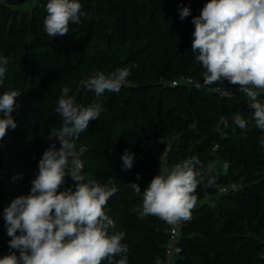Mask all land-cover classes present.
Returning a JSON list of instances; mask_svg holds the SVG:
<instances>
[{
	"label": "trees",
	"instance_id": "16d2710c",
	"mask_svg": "<svg viewBox=\"0 0 264 264\" xmlns=\"http://www.w3.org/2000/svg\"><path fill=\"white\" fill-rule=\"evenodd\" d=\"M22 2H0V55L9 60L0 94L11 88L22 93L19 107L12 113L17 127L9 129L5 152L0 151V170H6V179L0 180V258L11 251L3 219L6 180L12 200L30 192L38 162L54 142L48 133L61 123L54 111L61 89L71 90L94 72L108 74L128 67L130 75L118 93L106 91L97 97L87 89L85 95L79 92L82 105L100 103L105 111L75 141L77 151L81 146L86 149L80 156L83 173L101 184L111 179L110 186L117 188L105 211L116 225L109 234L125 233L122 243L128 245V264H154L163 256L167 223L152 215L140 218L133 209L141 205L144 188L162 167V161L152 157L150 145L155 143L161 150V139L169 132L181 142L177 138L171 145L163 160L166 165L175 163L181 154L198 156L205 173V182L196 192L198 204L192 219L182 223V239L188 237L191 226H199L207 237L202 241L208 240L192 259L183 256L182 248L174 264H264L260 257L264 248V148L259 144L264 131L251 120L249 98L171 84L189 76L204 85V69L195 61L191 44L192 19L200 15L207 0H79L87 15L80 24H70L69 33L62 37H50L44 30L48 0L32 2L28 9ZM183 7L190 8L191 15L181 20L179 9ZM127 30L139 38H124ZM258 99L264 102V93ZM238 112L248 120L246 129L232 123ZM222 115L230 127L219 124ZM218 125L220 131H215ZM92 133L93 138L80 140ZM222 149L243 158L236 165H240L245 182L256 179V183L244 185L245 192L230 189L219 195L217 203L201 201L204 192L211 194L219 185L239 182L220 168L209 171V162L215 165L219 160L216 154ZM125 150L134 160L128 170L121 159ZM208 176L216 178V186H206ZM130 183L140 185V195ZM66 186H70L69 178ZM221 212L222 221L218 218ZM249 227L254 235L248 233Z\"/></svg>",
	"mask_w": 264,
	"mask_h": 264
},
{
	"label": "clouds",
	"instance_id": "9594fccd",
	"mask_svg": "<svg viewBox=\"0 0 264 264\" xmlns=\"http://www.w3.org/2000/svg\"><path fill=\"white\" fill-rule=\"evenodd\" d=\"M179 14L183 20L191 15L190 8H180ZM86 15L79 0H48L43 27L50 37H62L69 33L70 24H80ZM192 23L191 50L204 69V86L225 81L237 86L250 100L251 120L264 131V102L258 99L264 93V0H207ZM8 63V58L0 55V87ZM129 75L128 67H118L108 74L94 72L80 80L74 91L61 89L54 109L61 123L48 133L54 142L38 162L30 192L17 196L3 209L11 251L0 258V264H102L105 260L128 264V245L122 243L125 233L109 234L116 225L105 211L117 188L110 186L111 179L101 184L83 173L80 156L86 149L81 146L77 151L75 141L105 111L100 103L78 104L76 95L81 88L97 97L106 91L118 93ZM21 95L15 88L0 94V144L9 129L17 127L12 113L18 109ZM232 123L241 130L248 126L247 118L239 112ZM219 124L230 127L223 115ZM215 131H220L219 125ZM259 144L264 148V137ZM121 159L124 170L133 167V154L125 150ZM203 167L198 156H190L170 168L160 167L143 192L138 183H130L135 194L142 192V203L133 210L140 218L156 216L173 227L190 221L198 204L197 189L205 182ZM213 167L209 162V171ZM228 168L229 163L224 162L222 172L227 174ZM67 178L74 186H66ZM216 184L215 177H207V187Z\"/></svg>",
	"mask_w": 264,
	"mask_h": 264
},
{
	"label": "rangeland",
	"instance_id": "374dc122",
	"mask_svg": "<svg viewBox=\"0 0 264 264\" xmlns=\"http://www.w3.org/2000/svg\"><path fill=\"white\" fill-rule=\"evenodd\" d=\"M22 3H23L22 7H24V9H28L27 0H23ZM136 36L137 35H134V33L131 30H127V32L124 34V38L131 37V38L137 40L139 37H136ZM77 86L72 87L71 90L74 91L77 88ZM80 92H83L84 95L86 94L85 93L86 90L83 89V88H81ZM79 94L80 93H78L76 95V102L78 104H83V96L79 95ZM240 97H246V95L242 92L240 94ZM188 127L194 129V125L192 123H189ZM94 135H95V133H92L90 135L84 134L83 136H81L80 140L87 141L89 138H93ZM8 137H9V134L2 141V144H1V147H0L1 154H4V152H5V149H6V146H7V142H8ZM177 138L179 140V136L178 135H177ZM179 142H181V141L179 140ZM179 146L182 149L181 144ZM183 151H185V149ZM216 155L219 156V160H217V163H215L214 167L211 170H213V169L215 170L217 168H220V170L222 171L223 163L224 162H228L229 163V168H228V171H227V175L228 176H235L236 178L237 177L239 178V182H237L236 184L239 185L238 189L240 191L243 190L242 192H245L247 187L244 188V185L245 186H248V185L254 186L255 185L256 179H254L253 181L251 180L249 183L245 182L244 176H242V174H241L240 165L239 166L236 165L237 160L239 159V161L241 162V161H243V158L236 157L237 154H233L232 155L231 153H229L228 150H223V149L221 151H219ZM186 158H188V157H186L183 154H181V155L178 156V159L176 160L175 163L180 162V161H182V160H184ZM175 163H173L171 165H166V162L162 161V167H169L170 168ZM245 167H246V165H245ZM241 180H243L244 183L243 182L240 183ZM231 184H233V183H231ZM231 184H229V185L227 184L225 186H230ZM69 185L70 186H74V182H72L70 178H69ZM5 194H6V199H5L6 203H5V205L8 206L10 204V202L12 201V197H11V192H10L9 181H7V180H6V183H5ZM218 197H219V195H217V192H213L211 194H208V193L204 192L203 195H202L201 201L203 200V201H211L212 203H217L218 200H219ZM223 214H224V212H221L220 215L218 216L219 220H221V221L224 220ZM248 233L251 234V235H254V233L252 232L250 227H249ZM202 238L207 239V237L205 236V233H203V232H201L199 230V226H191L190 229H189L188 237L185 238V239H182V236L180 235V238L178 240V244H179V247L181 249V252H182V248H184L183 256L184 257L189 256V258L192 259L193 255H198L199 251L202 250L201 248L204 247L205 242L208 241V240H205L203 242ZM195 245H198V247H195ZM180 253L177 254L174 258L179 256ZM174 258H173V263L172 264H174V262H175Z\"/></svg>",
	"mask_w": 264,
	"mask_h": 264
},
{
	"label": "built area",
	"instance_id": "2783aa9c",
	"mask_svg": "<svg viewBox=\"0 0 264 264\" xmlns=\"http://www.w3.org/2000/svg\"><path fill=\"white\" fill-rule=\"evenodd\" d=\"M3 0H0L2 2ZM37 0H27L28 4L32 2H36ZM171 84L174 86H177L179 84H183L192 88H202L205 91L213 92L218 95H226L225 93H230L232 95L241 94L242 92L239 91L237 86L233 85H227V86H204L202 84H199L197 81H195L192 77L189 76H181L177 80L171 81ZM198 85V86H197ZM219 89V91H217ZM229 96V95H228ZM177 135L173 132H169L161 139V144L163 145V148L161 150L157 149V146L155 143L150 145V152L152 154V157L159 159L160 161H163L166 159L167 154L170 150L171 145L176 141ZM216 148V145L213 146V150ZM3 158V155H2ZM6 179V170L3 167L0 170V180ZM239 185L236 183L231 184L230 186L225 185H219L216 189L217 195L225 194L230 189H238ZM221 189H224V191H221ZM6 207V205H5ZM182 223L179 225L173 227L167 224L166 228V235H167V241L164 245V251L163 256L158 257L154 260V264H172L173 258L181 252V249L178 244V240L181 235V229H182ZM260 257L264 259V248L260 254ZM175 259V258H174Z\"/></svg>",
	"mask_w": 264,
	"mask_h": 264
}]
</instances>
